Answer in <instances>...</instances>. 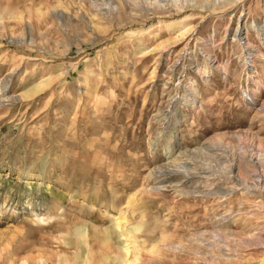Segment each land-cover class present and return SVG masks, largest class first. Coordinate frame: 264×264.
Returning <instances> with one entry per match:
<instances>
[{"label": "rangeland", "instance_id": "rangeland-1", "mask_svg": "<svg viewBox=\"0 0 264 264\" xmlns=\"http://www.w3.org/2000/svg\"><path fill=\"white\" fill-rule=\"evenodd\" d=\"M180 1L0 0V264H120L135 256L128 231L138 225V264H225L212 258L214 233L246 239L253 198L242 191L264 176L249 162L264 158V0ZM238 27L255 50L247 66ZM179 77L193 79L195 99L164 117L186 91ZM169 139L176 156L210 139L222 146L209 151L206 178L183 186L194 193L145 198Z\"/></svg>", "mask_w": 264, "mask_h": 264}, {"label": "bare ground", "instance_id": "bare-ground-1", "mask_svg": "<svg viewBox=\"0 0 264 264\" xmlns=\"http://www.w3.org/2000/svg\"><path fill=\"white\" fill-rule=\"evenodd\" d=\"M170 1H171L172 5L171 4L170 5L164 4L162 6V8H166L167 6H170V8H174L173 4H175L176 7L187 6V3H186L187 1H185V2H182L180 0H175V1L170 0ZM188 1H190V0H188ZM212 1L208 0V3L212 2ZM214 1H215L214 2L215 5H219L220 7H222L224 9V8H227L228 6L229 7H235L236 4L243 3L247 0H224L222 3H217L216 0H214ZM204 8H207V7H204ZM244 30L245 29L243 27H238L236 32H235L234 37L236 38V41L238 42V46H239L238 48H239V54H240V60H241L240 62L243 64V66H247L250 63V61H249L250 58L255 54V50H254L253 44L249 41V39L245 38L243 40L242 35L244 33ZM181 35L187 41L188 40L189 41L194 40L196 37V33H195V30L193 28H189L187 30H184ZM182 37H181V40H183ZM209 51L211 52V50H209ZM205 52H206V58L211 62V60H212V58L210 57L211 55H209L208 51H205ZM181 53H182L181 51L178 52V55H176L174 58H172L170 63L171 64L173 63V65L170 67L176 68L177 65H180L179 63L182 62L183 61L182 58H184ZM263 57H264V53L262 52L261 58H263ZM181 68H182V66H181ZM197 69H198V73L203 74V76L210 73V71H208V70H210V67H209V63L207 61L205 64H203L202 68L200 67ZM217 69H219V71L222 74H224V75L227 74V72L225 70L226 67L224 64L218 65ZM12 75H13V73L9 74L6 78L3 79L2 84H1V93L8 91L7 89L9 88L10 79L12 78ZM168 77H171V76H168ZM180 80H181V77L178 78V82H179L178 85H181L180 88H182L186 91H185V93H183L181 99L178 97H173L171 99L170 103H168V105L170 104L169 107H171V110H169V112L166 113L164 117H167V116L169 117V115L170 116L173 115L174 109L176 108L175 106L178 105L177 103L184 101V104H187V102H188L187 100H192L193 98L195 99L196 95L194 96L193 91H192L193 79L185 78L182 81H180ZM245 95H246V97L249 96V98H250V95L248 93H245ZM192 103L195 104L194 101ZM175 104H177V105H175ZM159 115L161 116V112H159L158 115L154 116L152 121H154L155 119L161 118V117H159ZM163 115L164 114H162V116ZM172 125H173V123H172ZM159 135H158L159 136L158 138H159V140H161L163 138L162 134L159 133ZM219 139H221V138H219ZM217 140H218V138H217ZM209 142H210L209 144H208V142L206 144L204 143L205 145L202 144V145H200V147L195 148L193 150L188 149L185 151H181L178 154V156H176L175 155L176 153H174V146L175 145H173V143H171V140L169 139V143H168V146L166 147V151H165V156L169 162L165 165L156 166L155 168L151 169L145 175V179L143 182L144 185H143V188L139 194H141L142 196L145 195V198H146V196L151 197L155 194L156 195L162 194L163 189H166L168 187H173L174 190H176V192L179 195H191V194H189L190 192L194 193V191H188V193H185L184 189H185L186 185H188L190 183L192 184L191 181L193 180V178H196V177L206 178L205 176L209 173V169H210L209 163L213 162L212 158L215 157V155L212 156L209 151H212V153H213V152H215V151H213L215 147L222 146V143H221L222 141H220V140L216 141L215 139H210ZM154 143H155V141L150 143V145L153 149H155ZM217 151H220V148ZM180 157H185L187 160H185L183 163H179V161L181 160ZM255 160H256V158H254V156H251V161H249V162H251L252 165L254 166V168H256V169H259V165H261V167L264 170V158L259 159L257 162H255ZM237 168L239 169V167H237ZM212 169H213V167H212ZM217 174L219 175V173H217ZM228 174L230 176L232 173L231 174L228 173ZM236 179H238V178H236ZM258 179L259 180L257 182H251L249 187H247V185H246V188L243 189L244 191L241 190L243 193H247V195H250L251 198H253V206H252L253 210H252V212H248V215H250L251 219H250V221L247 222L246 227H245L247 229H248V227H250L251 230L248 229L249 231H245L243 234V236H247L246 239L238 238L239 240L238 239L235 240V238L237 237L236 234L233 232H230V231H223V232L217 231V232H215L214 237H216V240L213 243V245L218 246L219 249H218V253L215 254L214 257H212L210 255L213 259H215V256L217 255L216 257H219L222 260L221 263H225V264H250L248 258L251 257V259H253V260L260 259V263L264 264V176L259 177ZM243 181H241V182H243ZM235 182H237V181L235 180ZM183 186H185V187H183ZM231 190H232V188H231ZM231 190H229V191H231ZM215 193H217V192L215 191ZM134 198H135V196L133 197V200H134ZM121 216L123 217L124 220L127 219L126 216L123 214V212H121ZM223 219H224V217H222V220ZM221 221L218 223H222ZM227 224H230V223H227ZM228 226L229 225L225 226V228H228ZM117 228L118 229L120 228L119 224H117ZM139 231H141L140 225L136 226L132 231H128V237H129V240L131 242V245L133 248H136V249H134V253H135L134 258L132 259V257H130L128 259V255L130 254V252H129V250H127L126 256H123V258L120 257L118 263H120V264H138V263H141V258L139 257V255H137V251L141 250V246H140L139 240H138V232ZM222 233H224V234L222 235ZM232 238H234V239H232ZM205 241H207V240H205ZM213 245H210L212 250H214ZM125 249H126V247H125ZM226 250L229 251V254L226 253ZM212 253H213V251H211V254ZM244 254H246V255H244Z\"/></svg>", "mask_w": 264, "mask_h": 264}]
</instances>
